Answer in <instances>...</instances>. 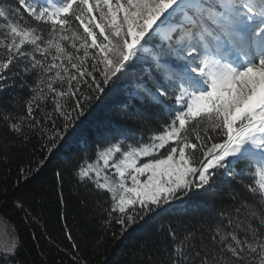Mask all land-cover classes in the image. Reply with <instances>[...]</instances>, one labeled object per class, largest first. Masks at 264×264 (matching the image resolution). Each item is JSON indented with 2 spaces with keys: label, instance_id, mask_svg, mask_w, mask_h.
I'll use <instances>...</instances> for the list:
<instances>
[{
  "label": "snow or ice",
  "instance_id": "obj_1",
  "mask_svg": "<svg viewBox=\"0 0 264 264\" xmlns=\"http://www.w3.org/2000/svg\"><path fill=\"white\" fill-rule=\"evenodd\" d=\"M129 75L133 95L162 115L140 120L146 137L100 144L74 169L105 235L213 193L226 203L162 220L132 264H264V0H0V126L12 147L35 141L42 154L21 177ZM67 238L73 264H88ZM18 246L0 243V264Z\"/></svg>",
  "mask_w": 264,
  "mask_h": 264
},
{
  "label": "trees",
  "instance_id": "obj_2",
  "mask_svg": "<svg viewBox=\"0 0 264 264\" xmlns=\"http://www.w3.org/2000/svg\"><path fill=\"white\" fill-rule=\"evenodd\" d=\"M137 80L138 76L129 75L111 84L69 129L45 167L27 179L20 176L19 169L23 167L27 173L29 160L40 158L38 145L33 141L27 148L12 147L11 137L0 126V215L13 226L18 238L13 264H73L68 255L72 251L68 234L79 246L78 256L88 264H132L133 249L140 241L154 238L162 220H175L193 211L208 213L226 203L216 194L201 192L183 203L174 202L167 212L138 225L123 238L105 235L92 186L80 183L74 169L83 157H93L100 144L149 134V125L140 120L155 123L162 114L133 95ZM129 114H134L132 119ZM223 187L221 184L217 191ZM17 201L24 204L23 209L16 206Z\"/></svg>",
  "mask_w": 264,
  "mask_h": 264
},
{
  "label": "rangeland",
  "instance_id": "obj_3",
  "mask_svg": "<svg viewBox=\"0 0 264 264\" xmlns=\"http://www.w3.org/2000/svg\"><path fill=\"white\" fill-rule=\"evenodd\" d=\"M142 179H144V177H142ZM14 238H17V235L13 226L7 221V219L0 215V243L5 241L12 242Z\"/></svg>",
  "mask_w": 264,
  "mask_h": 264
}]
</instances>
